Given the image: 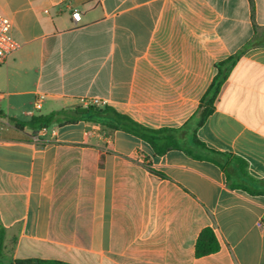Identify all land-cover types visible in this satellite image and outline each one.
I'll use <instances>...</instances> for the list:
<instances>
[{
  "label": "crops",
  "instance_id": "obj_1",
  "mask_svg": "<svg viewBox=\"0 0 264 264\" xmlns=\"http://www.w3.org/2000/svg\"><path fill=\"white\" fill-rule=\"evenodd\" d=\"M0 14L18 46L0 64V223L11 262L264 264V196L231 189L210 162L158 156L84 120L14 126L99 99L146 128L178 130L185 150L203 155L194 134L264 180V0H0ZM235 56L197 127L216 66ZM206 228L219 250L196 257Z\"/></svg>",
  "mask_w": 264,
  "mask_h": 264
},
{
  "label": "trees",
  "instance_id": "obj_2",
  "mask_svg": "<svg viewBox=\"0 0 264 264\" xmlns=\"http://www.w3.org/2000/svg\"><path fill=\"white\" fill-rule=\"evenodd\" d=\"M236 59L237 56L216 66L218 69L217 76L213 80L199 106L197 114V127L201 126L207 116L212 112L213 104L217 98L221 85L224 83ZM225 65H227V67L224 69L223 67ZM77 109L78 108L54 111L47 115L33 117L27 122L14 121V126L20 131H23L25 128L38 131L52 127H63L75 124L82 120L93 124L103 125L109 129L124 131L141 139L146 142L158 156L164 155L169 151L181 150L185 151L188 155L197 160L210 162L224 173L231 189L244 191L251 196H264V180H256L252 178L248 174L247 164L245 161L226 153H216L206 149L203 144L196 140L194 134L192 143L195 147H198L203 151V155L193 154L190 151L185 150L184 146L180 143L177 137L178 130L176 129L146 128L134 122L129 117L119 114L112 108L106 106L103 108L88 106L87 113H78ZM4 238L5 229L0 223V264H66L57 261H42L33 259L16 260L11 262L4 252ZM218 250L219 243L213 231L209 228L203 229L195 242L196 257L208 256L216 253Z\"/></svg>",
  "mask_w": 264,
  "mask_h": 264
},
{
  "label": "built area",
  "instance_id": "obj_3",
  "mask_svg": "<svg viewBox=\"0 0 264 264\" xmlns=\"http://www.w3.org/2000/svg\"><path fill=\"white\" fill-rule=\"evenodd\" d=\"M71 20L77 25L80 22L81 15L77 11L71 12ZM11 28L10 21L0 14V64L4 63L6 58L17 49L16 43L10 38L9 32ZM44 100V95H38L37 99L34 101L35 109L39 110L41 108V103ZM81 104L83 107L93 106L100 107L103 106L102 101L99 99H89L82 100ZM46 129H42L40 132H45ZM34 142H38V138L33 139Z\"/></svg>",
  "mask_w": 264,
  "mask_h": 264
},
{
  "label": "water",
  "instance_id": "obj_4",
  "mask_svg": "<svg viewBox=\"0 0 264 264\" xmlns=\"http://www.w3.org/2000/svg\"><path fill=\"white\" fill-rule=\"evenodd\" d=\"M77 112L78 113H87L88 112V109L86 107H79L77 109Z\"/></svg>",
  "mask_w": 264,
  "mask_h": 264
}]
</instances>
